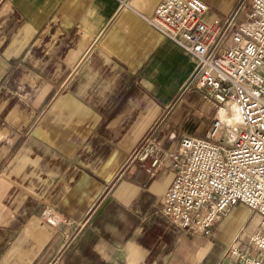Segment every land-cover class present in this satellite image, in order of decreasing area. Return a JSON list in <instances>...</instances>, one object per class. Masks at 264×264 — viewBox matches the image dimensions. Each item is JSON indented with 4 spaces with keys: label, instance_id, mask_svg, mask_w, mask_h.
<instances>
[{
    "label": "crops",
    "instance_id": "crops-1",
    "mask_svg": "<svg viewBox=\"0 0 264 264\" xmlns=\"http://www.w3.org/2000/svg\"><path fill=\"white\" fill-rule=\"evenodd\" d=\"M161 1L0 0V264H222L233 243L251 249L260 215L238 204L187 233L160 207L175 169L138 159L147 137L178 146L179 103L212 111L196 62L145 20ZM203 1L224 21L242 0Z\"/></svg>",
    "mask_w": 264,
    "mask_h": 264
},
{
    "label": "built area",
    "instance_id": "built-area-1",
    "mask_svg": "<svg viewBox=\"0 0 264 264\" xmlns=\"http://www.w3.org/2000/svg\"><path fill=\"white\" fill-rule=\"evenodd\" d=\"M145 20L196 62L193 81L205 107H233L238 117L228 124L220 114L206 137L184 134L173 150L144 140L138 159L175 169L161 210L183 231L207 234L233 207L247 206L260 215V229L249 236V251L235 242L222 264H264V0H242L224 21L203 0H162ZM42 216L60 223L54 208Z\"/></svg>",
    "mask_w": 264,
    "mask_h": 264
},
{
    "label": "rangeland",
    "instance_id": "rangeland-1",
    "mask_svg": "<svg viewBox=\"0 0 264 264\" xmlns=\"http://www.w3.org/2000/svg\"><path fill=\"white\" fill-rule=\"evenodd\" d=\"M211 110L212 111L210 112H206L204 116L203 115L199 116L195 114L193 111H191V105L186 99L183 102L179 103L177 105V108L172 112L169 118V123L171 122L175 123L174 125L176 126V129L178 130L179 134L186 133L192 136L206 137L207 136V132H205L206 130L200 131L198 130V128L201 122H205L206 124H208V126H210L212 119L219 116L217 108L215 109L214 107H212ZM227 112L231 113L230 110H228ZM229 113H226L225 118L222 117L226 123L230 124L238 120L236 113H234L233 116L232 114ZM230 116H232L233 121ZM253 213L255 214V212Z\"/></svg>",
    "mask_w": 264,
    "mask_h": 264
},
{
    "label": "bare ground",
    "instance_id": "bare-ground-1",
    "mask_svg": "<svg viewBox=\"0 0 264 264\" xmlns=\"http://www.w3.org/2000/svg\"><path fill=\"white\" fill-rule=\"evenodd\" d=\"M231 109H233V107H230L229 108V110L231 111ZM222 111H225L226 113H229V112H227V110H222ZM229 114H231V113H229ZM234 123V122H233ZM229 124V123H228ZM230 124H232V123H230Z\"/></svg>",
    "mask_w": 264,
    "mask_h": 264
}]
</instances>
